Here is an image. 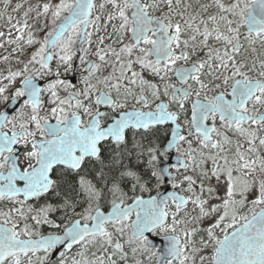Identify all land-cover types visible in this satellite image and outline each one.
Returning a JSON list of instances; mask_svg holds the SVG:
<instances>
[{
	"label": "snow or ice",
	"instance_id": "snow-or-ice-1",
	"mask_svg": "<svg viewBox=\"0 0 264 264\" xmlns=\"http://www.w3.org/2000/svg\"><path fill=\"white\" fill-rule=\"evenodd\" d=\"M3 3L0 264H264V0Z\"/></svg>",
	"mask_w": 264,
	"mask_h": 264
},
{
	"label": "trees",
	"instance_id": "trees-1",
	"mask_svg": "<svg viewBox=\"0 0 264 264\" xmlns=\"http://www.w3.org/2000/svg\"><path fill=\"white\" fill-rule=\"evenodd\" d=\"M20 2H22V0H10V6H9V8L7 9V13H6V15L7 14H14V13H23V11L25 10V9H21L19 12H14V11H12V9L15 7V5H16V3H20ZM28 2L29 3H31V4H33V5H35L37 2H38V0H28ZM25 8H27V4H25ZM0 11H4V3H3V0H0ZM33 15H34V13H33ZM2 24H4V25H7V22H6V18L5 19H0V25H2ZM9 29H7L6 30V32L8 31ZM42 35V34H41ZM1 50V49H0ZM4 54V53H3ZM131 195V194H130ZM46 230V229H45ZM75 250V249H74Z\"/></svg>",
	"mask_w": 264,
	"mask_h": 264
},
{
	"label": "rangeland",
	"instance_id": "rangeland-1",
	"mask_svg": "<svg viewBox=\"0 0 264 264\" xmlns=\"http://www.w3.org/2000/svg\"><path fill=\"white\" fill-rule=\"evenodd\" d=\"M10 14V13H9ZM14 18H16V19H21L22 18V13H14V14H11ZM13 23H15V19L13 20ZM8 29V25H4V24H2V25H0V31H4V32H6V30ZM108 31H111V27L109 26V29H108ZM4 52H3V49H1L0 50V54H3ZM222 194V193H221ZM250 199H251V197H250ZM215 202H218V201H215ZM249 207H250V205H249ZM243 212L244 213H247L248 212V208H245L244 210H243ZM209 223H211V221H209V220H205V221H203L202 222V224H201V227L202 228H204V227H207L208 225H209ZM217 231V235H222L221 233H220V230L219 229H217L216 230ZM197 239H199V237H197ZM75 251V250H74ZM205 255H207L208 254V252L206 251L205 253H204Z\"/></svg>",
	"mask_w": 264,
	"mask_h": 264
},
{
	"label": "flooded vegetation",
	"instance_id": "flooded-vegetation-1",
	"mask_svg": "<svg viewBox=\"0 0 264 264\" xmlns=\"http://www.w3.org/2000/svg\"><path fill=\"white\" fill-rule=\"evenodd\" d=\"M102 23H103V21H102ZM137 70H139L138 67H137ZM145 75L147 76L146 73H145ZM148 78L151 79V77H148ZM85 119H86V117H85ZM53 122H54V121H53ZM165 127H167V128L170 129L171 125H168V126H160V135H161L162 137L166 135ZM138 194H139V193H138ZM153 194H155V191H153L152 193H143L142 195H143V196H149V195H153ZM129 202H130V201H129ZM0 207H3V202H0ZM257 210H259V209H257ZM134 218H135V216L133 215V219H134Z\"/></svg>",
	"mask_w": 264,
	"mask_h": 264
},
{
	"label": "water",
	"instance_id": "water-1",
	"mask_svg": "<svg viewBox=\"0 0 264 264\" xmlns=\"http://www.w3.org/2000/svg\"><path fill=\"white\" fill-rule=\"evenodd\" d=\"M172 160H173V162H175V155H173ZM153 195H155V194H153ZM144 197H145V199L148 198V196H144ZM150 239L153 243H155L157 245V248L161 247L163 244V237L162 236L153 235L152 237H150Z\"/></svg>",
	"mask_w": 264,
	"mask_h": 264
}]
</instances>
